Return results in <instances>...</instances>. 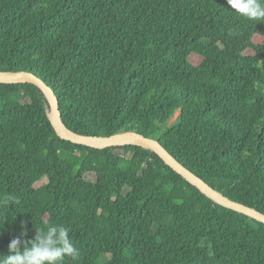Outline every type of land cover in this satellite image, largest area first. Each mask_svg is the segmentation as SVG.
I'll use <instances>...</instances> for the list:
<instances>
[{"label":"trees","instance_id":"trees-1","mask_svg":"<svg viewBox=\"0 0 264 264\" xmlns=\"http://www.w3.org/2000/svg\"><path fill=\"white\" fill-rule=\"evenodd\" d=\"M0 72L41 78L74 133L156 139L264 214V21L227 0H0ZM49 110L0 83V256L57 224L79 250L63 264H264L263 223L150 150L62 140Z\"/></svg>","mask_w":264,"mask_h":264},{"label":"water","instance_id":"water-1","mask_svg":"<svg viewBox=\"0 0 264 264\" xmlns=\"http://www.w3.org/2000/svg\"><path fill=\"white\" fill-rule=\"evenodd\" d=\"M0 83L17 84L30 83L38 87L46 96L52 115L49 118L59 138L93 149H105L110 147L136 146L156 153L166 165L170 166L176 173L182 176L191 185L200 190L209 199L220 206L244 214L264 224V214L246 205L231 201L212 188L203 179L195 175L188 168L184 167L160 141L137 135L133 132L119 133L113 136H82L71 131L63 121L60 111L59 100L55 92L36 74L32 72H0Z\"/></svg>","mask_w":264,"mask_h":264},{"label":"clouds","instance_id":"clouds-1","mask_svg":"<svg viewBox=\"0 0 264 264\" xmlns=\"http://www.w3.org/2000/svg\"><path fill=\"white\" fill-rule=\"evenodd\" d=\"M227 4L243 18L264 21V0H227ZM11 199L5 198L4 203ZM21 227L24 229L21 235L26 236L23 221ZM8 247L9 254L0 256V264H63L66 257L76 259L79 256L69 228L57 224L47 225L43 231L37 230L33 240L12 239Z\"/></svg>","mask_w":264,"mask_h":264},{"label":"rangeland","instance_id":"rangeland-1","mask_svg":"<svg viewBox=\"0 0 264 264\" xmlns=\"http://www.w3.org/2000/svg\"><path fill=\"white\" fill-rule=\"evenodd\" d=\"M49 114H50V116L52 115V111H51V109L49 110ZM175 119H176V117H174V119L172 120V121H175ZM42 183H40V184H38V186H40Z\"/></svg>","mask_w":264,"mask_h":264}]
</instances>
